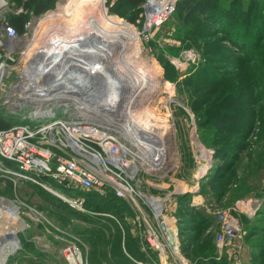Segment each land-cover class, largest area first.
Here are the masks:
<instances>
[{
	"label": "rangeland",
	"instance_id": "1",
	"mask_svg": "<svg viewBox=\"0 0 264 264\" xmlns=\"http://www.w3.org/2000/svg\"><path fill=\"white\" fill-rule=\"evenodd\" d=\"M5 2L6 5L0 8V23L3 20L10 22L28 0ZM80 2L52 0L41 14L37 15L33 10L28 12L32 27L23 44L28 54L18 62L4 85H0L1 112L7 108L8 96L20 93L17 84L23 81L20 72L30 67L37 49L43 46L45 53L41 54L47 57L45 60L51 58L47 47L57 40V33H61L59 27L67 28L82 16L87 15L84 18L87 20L94 17L95 2L88 9L86 7L88 14L84 8L77 10ZM248 2L243 1L245 8ZM262 3L264 0L259 4ZM96 6L100 9L104 6L106 15L130 24L138 34V41L128 44L122 56V63L128 61L127 65L131 66L130 72L129 67L117 60V55L109 61L113 65L102 60L101 70L106 69L104 64L109 65L106 70L111 73V69H123L122 74H113L115 78V74H120L122 81L130 79L137 69L151 75L148 77L150 85H145L138 95L134 93L132 99L129 98L130 89L123 92L121 109H130L133 119L146 109L152 111L151 124L154 125H145V129L157 133L153 134L155 144L165 149V161L170 166L167 176L143 175L140 190L162 197L175 193L169 200L168 212L197 228L179 238L186 248L189 246L188 258L194 264H264V39L260 40L261 53L256 55L250 47L255 40L252 36H248L243 49L231 43L222 32L230 29L228 22L222 25L214 21L209 23L200 15L186 22L185 14L179 11L164 26L146 32L143 11L140 13L125 1L104 0L102 5V0H98ZM262 9L264 11V5ZM240 11L241 7L236 13L240 14ZM59 14V17L53 16ZM203 26H207L206 32L202 30ZM251 28L254 31V27ZM245 56L248 63L234 64L231 60ZM43 66L56 71L48 64ZM70 72L76 74L73 68ZM109 86L107 90L112 91L114 87ZM106 94L111 96L109 92ZM121 115L123 120L130 118L124 113ZM10 120L18 123L27 119L20 114ZM225 148H228L227 154L219 158V150ZM220 159L229 166L218 165ZM206 164L209 174L198 178L199 169ZM182 191L185 193L181 199L178 195ZM0 198V207L4 206L0 209V243L9 240L5 237L9 233L18 237V247L9 254L6 264H72L70 245L79 250L80 264L147 261L146 255L139 252L140 246L134 242L131 224L124 219L129 217L125 208H121V212L103 211L102 208H97L94 213L71 211L63 208L59 199L48 191L23 184L9 189L4 182H0ZM247 204L256 208L253 216L244 212L243 207ZM194 207L200 214L199 221L208 217L207 225L211 227L200 226L197 222L192 224L185 216L184 213L189 214ZM221 214L236 227L234 250L226 247L221 252L216 247V238L221 232ZM140 256L144 258L140 259Z\"/></svg>",
	"mask_w": 264,
	"mask_h": 264
},
{
	"label": "built area",
	"instance_id": "2",
	"mask_svg": "<svg viewBox=\"0 0 264 264\" xmlns=\"http://www.w3.org/2000/svg\"><path fill=\"white\" fill-rule=\"evenodd\" d=\"M177 2L145 0L144 31L162 27L175 12ZM20 13L24 10L20 9ZM31 27L27 21L25 35L20 36L9 21L0 23V85L27 56L23 44ZM30 64L20 72V93L8 96L6 110L0 111L4 120L20 114L27 119L15 122L9 129H0V177L15 188L22 183L41 188L54 194L70 210L86 213L87 194L103 199L112 192L132 211V217L124 219L143 243V250L148 248L156 253L159 263L155 264H194L182 252L179 220L168 212L169 200L175 193L162 197L140 190V178L146 173L152 175V170L160 166L154 160L165 149L157 146L154 138L141 140L130 121L122 119V109L113 112L116 106H122L119 90L104 96V85L95 78L93 82H80L70 78L67 81L63 76L64 80L56 84L61 65L48 64L56 68L52 72L43 65ZM70 70L67 67L63 72L71 75ZM182 194L183 191L179 195ZM161 217L166 231L161 228ZM221 218L216 247L221 252L226 247L234 250L236 227L225 214ZM168 230L174 235L173 246ZM70 247L69 257L80 264L79 250Z\"/></svg>",
	"mask_w": 264,
	"mask_h": 264
},
{
	"label": "bare ground",
	"instance_id": "3",
	"mask_svg": "<svg viewBox=\"0 0 264 264\" xmlns=\"http://www.w3.org/2000/svg\"><path fill=\"white\" fill-rule=\"evenodd\" d=\"M94 2H95L94 7L97 8L96 9L97 13H96V10H94L95 14L91 12L94 15V17L90 16L87 20V19H84L87 15L86 16L84 15L85 17H83L81 13L80 15L82 16V18L79 16L80 18L76 19V21H74L73 23L70 21L71 23L68 24L67 28L63 27L64 29H62L59 27L58 30H61L60 31L61 33H57L58 36L56 35V38H57V40L55 41L56 43L54 42V44L47 47L48 49L50 48L49 51H50L51 58L45 60V58L47 57L41 54V53H45L43 52L44 47L41 45L42 46L41 49L40 48L37 49V54L34 55V59L32 60L31 63L32 65H43V64H50L53 66H55V64L61 65L60 67L61 71H59L60 73L55 78L56 84L61 83V81L64 80L63 76L67 81L70 78L73 80L77 79L80 82H87V81L93 82L94 80L93 78H95L96 80H100V82L103 85H106V86H103L104 96L107 95L106 94L107 92H109L112 95L116 93V91L120 90L119 92L123 99L124 97L123 92H128L130 89L131 93L129 95V98L132 99L134 93L135 95H138V92H140L141 89L145 85L149 84L148 77L151 76L150 73L143 69H140L139 71L137 69V71L134 72L133 74L130 73L131 74V75L129 74L130 76L127 75L129 76L130 79H127V80L124 79L122 81L120 74L123 73L122 71L123 69L122 70L121 69H118V70L111 69L113 72L111 73V71L108 72V70H106L108 69L109 65L107 64L108 65L107 66L106 64H104L105 65L104 69L105 68L106 69L101 70L102 69L101 67H103V63H101V61L103 60L104 62H107L113 65V63L109 61H111L112 56L115 57L117 55V60L120 59L121 60L120 63H122L123 61L122 59L124 58L122 56H123L125 47L128 44H131L132 41L133 42L138 41V34L133 29V27H131L130 24L122 22L116 17L106 15L104 6L101 7L103 9H100L98 8V6H96L98 0H81L80 2L81 5H79L77 10L84 8L85 9L84 12H85L89 6H91L92 4L94 5ZM103 4H104V0H102V5ZM4 5L5 4L3 0H0V8L3 7ZM78 13L80 12L78 11ZM86 14H88L87 11H86ZM53 16L59 17L61 15L59 14V15H53ZM78 35H80V38H78ZM86 57L88 58V60L93 59L98 62L86 61L87 59ZM127 62L126 63L123 62L122 64L129 67L128 71L130 72L131 66L127 65ZM96 64H98V66ZM67 67H69L70 69L72 68L75 69L76 74L67 75L66 73H64L63 69L64 68L66 69ZM113 68L115 67L113 66ZM115 72L120 73L119 75L115 74L117 78H115V76L113 75ZM107 76L109 77L113 76V78L108 79ZM108 83L111 84L112 87H114L112 91L107 90V86L110 88ZM112 105H113V102H112ZM121 107L122 106L119 104L118 109L120 110ZM118 109H116L115 107L113 112L114 113L119 112ZM129 110L130 109L127 110L125 108L123 111L121 110V114L124 113L125 116L130 117L129 118L130 120L128 119L130 121L129 123L132 124L137 129L136 130L137 136H139L141 140L143 141H149V140L153 141L152 139L154 138L153 134H157V133L152 130L150 131V129L149 130L145 129L147 128L145 127V125L150 126V127L154 125V124L153 125L151 124V118H153L152 111H149L148 109H146L142 111V113L137 114L136 117H134L133 119V116H132L133 114H130ZM143 137L145 138L147 137V138L143 139ZM163 160H165V153L159 152L154 162L158 164H163L164 163ZM208 172H209V165L207 164L203 165V167L199 169L197 177L202 178L206 176ZM3 207H0V209H3ZM7 236H11L10 239L8 241L0 243V264H6L9 254L15 252V250L18 247V239L16 238V236L11 233L7 234L5 237ZM69 258H71V261L73 264H78L74 262L72 257H69Z\"/></svg>",
	"mask_w": 264,
	"mask_h": 264
},
{
	"label": "trees",
	"instance_id": "4",
	"mask_svg": "<svg viewBox=\"0 0 264 264\" xmlns=\"http://www.w3.org/2000/svg\"><path fill=\"white\" fill-rule=\"evenodd\" d=\"M51 1L52 0H28V2H25L22 5V8H23V10H25V12L20 13V14H16L15 16H12V18L10 20L11 24L14 25V27L16 28V30L19 34L22 33L23 28H24V24L29 20V16L27 15L28 12L30 10H33L32 11L33 13L39 15L42 12H44L45 10H47L48 5L51 3ZM123 1H125L127 3V5L134 8L135 10H140V13L143 11L142 6H143V3L145 2V0H123ZM243 1H245V0H178L176 10L174 13L179 12V11L183 12L185 14L184 20L186 22H190L193 19L195 20L196 15H200V18L207 19L209 21V23L214 21L217 24L222 25V24H224V22H228L230 29L227 30V32H226V30L223 29L222 32L227 35V37L230 39L231 43L234 44V46H237L238 48L243 49V47L245 46V43H247L248 36L249 37L252 36L255 40H253L251 42L250 47L252 46L253 53L256 52V55H257V54L261 53L260 52V50H261V44H260L261 41L260 40L264 39V37H263L264 36V15H261V13L264 12L262 9V5H264V3H262L260 5L259 3L262 0H249V2L247 3V7L245 8ZM241 3H242V5H240ZM240 7H241L240 14H237L236 11ZM237 22L241 23V25L236 24ZM232 23H234V24L232 25ZM206 24H207V22H206ZM251 26L254 27V31L252 30ZM206 28H207V26H203L202 30H205L204 32H206ZM250 28L252 31L250 30ZM154 30H156V29H154ZM246 58H247V56H245L242 59L234 58L231 60H232V62H234V64L248 63L249 61L247 62ZM228 114L231 115L232 112H230ZM14 124H15V122L13 120H4L3 118L0 117V129H9ZM212 147L210 146V148H212ZM241 147L242 146H240L239 149ZM228 148L219 150V154H218V155H220L219 158H221V157H223V155L227 154L226 152H227ZM218 165H223V166L225 165L226 168L229 166V165L225 164L223 159L222 160L220 159V161L218 162ZM208 174H209V172H208ZM220 176L221 175H218L217 177H220ZM0 182H4L6 184V186L9 187V189H12L14 187L12 185V183L9 180H7L6 178L0 177ZM22 184L32 186L31 184H27V183H22ZM38 189H41V188H38ZM178 196L182 199L184 194L178 195ZM60 204L63 206V208L66 207V205H64L62 202ZM97 208H102L103 211L104 210L105 211H109V210H116L117 211L118 210L120 212H121V208H125L127 210L129 217H132V215H133L132 211L130 210L128 205L126 203L120 201L119 199H117L112 192L108 193L105 196V198H103V199H98L97 197L94 196V194H87V196H86V209L89 210L90 212L94 213L97 210ZM67 209H69V208H67ZM184 214H185V216H187V218H189V220L192 221V224L197 222L198 224H200V226L204 225V227H205L207 225V222L210 221V218H208V217H202V219L199 221L200 214L197 210H195V207L192 208V210L189 214H187V213H184ZM86 216L90 217L88 215H86ZM119 217H121V215ZM120 219L123 220V217H121ZM120 219H118V220H120ZM178 220H179V236H180V239L182 237H185L184 236L185 232L188 233V231L191 229L197 230V228H192L193 226H190L188 223H186L187 222L186 220H184L182 218H179ZM206 227H211V225L209 224ZM103 230L99 231V233H102ZM21 241L23 243L25 242L24 240H21ZM134 242L137 243L138 247L140 246L139 252L141 250L142 252H140V253H142V254L144 253L146 255L145 258L147 261H143V260H141V261L145 262L146 264L159 263V260L157 258L156 253L149 250L148 248L146 250H143V243H141L137 237H135ZM134 242H132L133 245L135 244ZM139 244H142V245H139ZM181 249H182V252L185 255V257L189 261H191L188 258V254H187V252H188L187 250L189 249V246L187 245V248H186L185 243L181 242ZM143 258H144V256H140V259H143ZM148 260H150L151 262L149 263Z\"/></svg>",
	"mask_w": 264,
	"mask_h": 264
},
{
	"label": "water",
	"instance_id": "5",
	"mask_svg": "<svg viewBox=\"0 0 264 264\" xmlns=\"http://www.w3.org/2000/svg\"><path fill=\"white\" fill-rule=\"evenodd\" d=\"M166 160V159H165ZM163 161L164 163L163 164H160V166H157L155 169L152 170V174L153 176L155 177H159V176H164L168 173V170H169V166H170V163L168 161ZM2 199V198H0ZM4 200H7V199H4ZM8 201V200H7ZM159 222H160V225H161V228L166 231V225H165V220L163 217H161L159 219ZM167 234L169 235V237L172 239V246L175 245V242H174V235L172 233V231L168 230L167 231ZM11 236H7L8 239H10ZM18 239V237H16Z\"/></svg>",
	"mask_w": 264,
	"mask_h": 264
},
{
	"label": "crops",
	"instance_id": "6",
	"mask_svg": "<svg viewBox=\"0 0 264 264\" xmlns=\"http://www.w3.org/2000/svg\"><path fill=\"white\" fill-rule=\"evenodd\" d=\"M184 187H185V185H184ZM184 191H185V190H184ZM194 192H195V191H194ZM183 193H185V192H183ZM251 205H253V204H247V205H245V207H243V208H244V212H245V213H248L250 216H253L256 208L253 207V206H251Z\"/></svg>",
	"mask_w": 264,
	"mask_h": 264
}]
</instances>
